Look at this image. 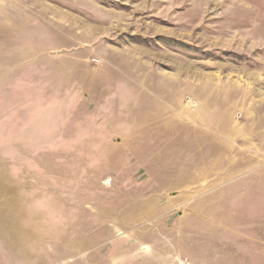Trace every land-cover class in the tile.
Returning <instances> with one entry per match:
<instances>
[{"label": "rangeland", "instance_id": "1", "mask_svg": "<svg viewBox=\"0 0 264 264\" xmlns=\"http://www.w3.org/2000/svg\"><path fill=\"white\" fill-rule=\"evenodd\" d=\"M0 264H264V0H0Z\"/></svg>", "mask_w": 264, "mask_h": 264}]
</instances>
